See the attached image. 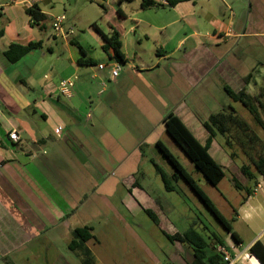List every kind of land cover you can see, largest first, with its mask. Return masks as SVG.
I'll return each instance as SVG.
<instances>
[{
	"label": "crops",
	"instance_id": "0c3cea01",
	"mask_svg": "<svg viewBox=\"0 0 264 264\" xmlns=\"http://www.w3.org/2000/svg\"><path fill=\"white\" fill-rule=\"evenodd\" d=\"M135 1L111 0L114 14L106 11L105 27L93 21V27L80 34L68 14L47 8L53 0H0V15L9 22L0 38V264H37L39 244L49 245L53 254L41 264H70L68 253L57 243L69 247L75 229L89 226L79 225L77 217L86 199L97 195L116 210L109 197L117 189L102 191L100 174L109 177L112 170L142 160V144L146 154L158 141L169 148L165 138H172L163 122L169 111L205 144L209 133L203 123L217 111L198 104V89L204 86L208 91L214 83L224 93L226 85L248 90L257 78L264 79V61L245 55L246 41L259 50L264 44V0H181L169 8L148 10L141 8V0ZM34 3L47 16L44 35L33 28L26 12ZM16 7L24 9L28 22L16 19ZM59 14L66 15V27L76 28L73 37L54 32L53 18ZM112 26L122 33L125 57L116 77L111 74L112 51L103 48V34L111 33ZM31 41H42L43 46L31 52L36 53L32 58L29 53L10 63L5 56L8 46ZM22 68L29 79L15 77ZM76 75L73 96L60 95L59 82ZM248 75L252 76L247 84ZM12 130L20 141L10 139ZM209 151L226 170L233 165L218 135ZM235 168L234 174L242 176ZM87 177L98 181L87 185ZM243 179L242 186L253 193L234 213L232 226L241 242L227 233L222 246L233 264H262L250 249L257 241L264 246V178L258 177L253 185ZM120 181L142 194L146 209L154 205L161 210L157 200L135 186L132 168ZM162 220L172 234L181 233L164 213ZM88 242L83 251L87 248L96 261ZM171 244L190 264L192 249L177 241Z\"/></svg>",
	"mask_w": 264,
	"mask_h": 264
},
{
	"label": "rangeland",
	"instance_id": "374dc122",
	"mask_svg": "<svg viewBox=\"0 0 264 264\" xmlns=\"http://www.w3.org/2000/svg\"><path fill=\"white\" fill-rule=\"evenodd\" d=\"M55 3H46L49 10H54L55 13L68 14L69 18L78 25V33H82L93 27L90 22L96 21L101 27H105L107 23L103 21L102 17L107 15L99 5L103 3L107 7L108 15L113 16L114 7L111 0H53ZM113 1V0H112ZM136 0L135 2H138ZM46 7V6H45ZM18 17L16 19L22 22V19L28 17L22 7H16ZM76 19V20H75ZM78 21L82 22L79 24ZM49 22V21H48ZM8 20L5 14L0 15V29L8 27ZM40 35L45 32L40 30L37 26L33 27ZM50 28V27H49ZM86 29V30H85ZM76 30V32H77ZM245 55L250 59H261L264 61V44L259 50L258 46L249 45L246 41ZM32 52V51H31ZM30 52V54H31ZM36 54V53H32ZM32 54L30 58H32ZM241 54V53H240ZM45 71V70H44ZM264 72V69H262ZM27 71L22 68L15 76L19 79H29L26 77ZM43 74V73H42ZM42 74L40 79L42 78ZM40 81V80H39ZM264 87V79L257 78L248 88V93L256 95L260 88ZM22 89L26 87L22 85ZM38 92L40 89L37 87ZM201 92L198 104L201 106L213 107V111H220L229 106L245 118L253 127H255L261 136L264 137V132L254 125L253 119L247 109L241 102L233 101L219 86L213 83L208 85V91L203 86L198 89ZM28 92V89H27ZM212 99V101L210 100ZM220 109V110H219ZM166 143L169 145V150L177 157L180 163L192 175L197 184L210 197L219 211L233 223L235 217V209L237 210L240 203L245 196V190H241L235 186L234 177H237L239 182L243 185L244 179L242 176H236L235 167L240 166L246 162V157L239 151V156L233 160V165L228 166L225 178L217 185L210 184L207 179L198 171H196L194 164L184 154V152L176 145L172 139L166 137ZM218 139L224 142L222 135H218ZM224 145V144H223ZM142 152V151H141ZM228 153V152H227ZM230 156V155H229ZM133 161L132 164H127L122 169L118 168L111 171L109 177L100 174L103 185L102 191L114 189L117 191L110 196V200L115 204V209L104 205L103 200L96 196H90L86 199V208L78 213L79 225H89L93 227L96 240L88 242L89 246L94 250L98 259L96 264H158L150 257L146 246L162 260V264H185L184 260L175 254L172 244L167 234H172L167 226V222L162 220L163 213L169 220L180 229V232L185 231L191 225H195L196 229L209 240L211 233H217L220 237H224L228 232L211 212V210L203 203L196 192L189 186V184L182 178L173 179V185L176 190L168 191L165 187L161 176L157 173L154 162H156L164 171L172 175L175 170L171 164L158 151L157 146L144 152V157L139 162ZM133 169L135 186L142 188L150 194L151 198L157 203L161 210L152 205L151 210L158 218V222L146 211L142 201V194L137 190H129L120 177L125 170ZM110 169H114L111 167ZM116 174V177L112 176ZM95 177V174H93ZM97 182L95 178L85 181L87 185H92ZM250 184H255L253 180H248ZM245 184V183H244ZM97 185V184H95ZM93 187V186H92ZM92 193V191H87ZM89 195V194H88ZM142 203V204H140ZM163 213H162V212ZM161 220V221H159ZM243 224V221L241 225ZM72 241V240H71ZM70 241V242H71ZM57 243L60 249H64L67 254V259L70 264H84L86 252L83 249H71L66 244ZM66 243V242H65ZM70 245V243H69ZM40 246V244H39ZM37 247V264L45 261L46 256H53L51 247L49 245H41ZM70 249V250H69ZM169 254H166L168 253ZM167 255H173L170 259ZM178 262V263H177Z\"/></svg>",
	"mask_w": 264,
	"mask_h": 264
},
{
	"label": "trees",
	"instance_id": "16d2710c",
	"mask_svg": "<svg viewBox=\"0 0 264 264\" xmlns=\"http://www.w3.org/2000/svg\"><path fill=\"white\" fill-rule=\"evenodd\" d=\"M122 2L132 3L134 0H121ZM181 0H167L166 3L157 0H141V8L162 9L176 5ZM99 5L106 13V6L99 2ZM30 16L32 26H37L40 30L48 29L47 16L42 12L38 3H34L26 9ZM120 12V10H119ZM96 27V24H95ZM4 35V29H0V38ZM105 51L111 50V57L118 61L124 62L125 57L122 51V33L115 26H112V32L103 34ZM42 41H31L28 44L18 42L11 43L5 51V56L10 63H17L22 60L31 51L41 48ZM252 75L245 77V83H249ZM227 95L235 102H241L250 113L255 126L264 132V87L260 88L256 95L248 93L247 88L234 90L230 86H225ZM166 131L178 147L194 164L196 171L201 173L207 181L217 186L226 175L223 165L215 160L209 149L213 139L217 135H222L223 144L233 160L239 156V151L246 157V162L240 166V174L247 180H253L257 183L258 177L264 178V137L253 127L245 118H243L233 106L224 108L220 111L212 113L203 123L205 130L209 133V137L205 144L194 135L181 118L174 112L169 111L163 119ZM145 144L141 145V151L145 152ZM158 151L171 164L175 172L169 175L156 162H154L157 173L161 176L165 187L168 191L176 190L173 185V179L177 180L182 177L189 186L196 192L203 203L211 210L228 233H231L237 243L241 242L238 234L233 230L232 223L219 211L210 197L197 184L192 175L180 163L177 157L162 142L158 141ZM235 186L241 190H245L246 194L243 200H246L253 193L252 188L243 187L237 177H234ZM146 211L158 222V218L151 209ZM171 242H180L189 246L193 251V259L190 264H225L224 255L217 250L219 245H225L224 239L217 233L212 232L209 240L201 234L195 227L191 225L185 231L174 234H167ZM94 229L91 226L78 227L74 231V238L70 242L71 249H85V243L96 240ZM259 261L264 264V246L257 241L250 249ZM84 264H96V261L90 251L86 248V257Z\"/></svg>",
	"mask_w": 264,
	"mask_h": 264
},
{
	"label": "built area",
	"instance_id": "2783aa9c",
	"mask_svg": "<svg viewBox=\"0 0 264 264\" xmlns=\"http://www.w3.org/2000/svg\"><path fill=\"white\" fill-rule=\"evenodd\" d=\"M66 20H67V17L65 14H59V15L55 16L53 18L52 28H53L54 32L58 33L62 37L70 38V37H73L75 35L76 28L73 26L66 27L65 26ZM100 67L103 68L104 65H100ZM120 68H121L120 62L115 60L113 66L111 68V74L113 77H116L119 74ZM77 79H78L77 75L66 77V78L62 79L58 85L59 94L64 96V97H67V98L72 97L74 94V88H75ZM61 129H62V127L60 126L58 128V130L60 131ZM9 137L12 141H15V142H18L21 139L20 135L18 134V132L16 130H12L9 133ZM217 250L224 255V261L226 262V264H233V260L227 254L224 246L219 245L217 247Z\"/></svg>",
	"mask_w": 264,
	"mask_h": 264
}]
</instances>
